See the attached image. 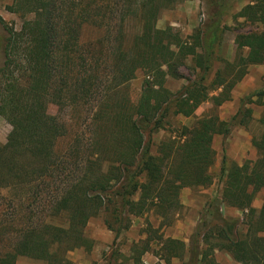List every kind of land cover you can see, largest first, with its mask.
<instances>
[{"label": "trees", "instance_id": "1", "mask_svg": "<svg viewBox=\"0 0 264 264\" xmlns=\"http://www.w3.org/2000/svg\"><path fill=\"white\" fill-rule=\"evenodd\" d=\"M10 1V12L30 18L15 32L0 17L6 33L0 45L4 82L0 116L11 126L5 144L0 145V187L21 188V198L30 210L24 217L13 213L21 221L14 231L5 220L7 215L2 219L0 264H16L18 257L62 264L60 248L63 254L90 250L92 242L84 230L88 220L114 200L106 198L108 194L115 196L124 214L142 217L153 211L163 222H170L181 208L183 188L211 184L214 136H228L240 115L236 124L244 126L252 111L239 110L230 122L221 121L215 113L195 119L190 127H179L176 136L161 142L154 155L150 135L163 127L171 108L174 115L192 118L206 102L214 110L230 101L231 91L247 75L248 67L264 64V0H254L236 16L261 31L236 34L235 58L221 60L222 68L213 73V49L226 30L222 18L237 0H207L208 19L187 39L171 27H156L163 11L185 0ZM88 29L96 31L95 38H84ZM187 59L197 79L171 93L165 81L182 79L178 70ZM139 70L146 78L138 102L131 104L123 94ZM47 95L60 104L74 103L76 108L90 105L92 121L101 127L95 128L101 137L94 139L92 147L83 148L77 140L66 155L53 153L64 128L42 112ZM263 96L260 89L243 102ZM258 124L262 133L250 142L258 155L254 162L226 165L223 157L220 204H206L208 218L200 219L191 237L187 264H214L210 258L214 249L226 251L240 264H264V235H260L264 234V204L257 220L252 217L254 197L264 189V111ZM89 152L98 165L102 160L109 164L107 176L94 178L90 167L96 165L94 161L78 162ZM95 153L100 157L94 158ZM86 174L93 179L87 180ZM221 205L247 212L243 238L236 232L239 223L223 218ZM60 214L67 228L44 225V216ZM200 241L209 247L200 249ZM66 244L68 248H62ZM184 247L179 240L167 238L158 244L157 252L164 264H170L183 257ZM149 249L146 245L138 253V264Z\"/></svg>", "mask_w": 264, "mask_h": 264}, {"label": "rangeland", "instance_id": "2", "mask_svg": "<svg viewBox=\"0 0 264 264\" xmlns=\"http://www.w3.org/2000/svg\"><path fill=\"white\" fill-rule=\"evenodd\" d=\"M244 1L246 0H237ZM233 2L225 15L224 21L229 25L222 35L220 41L214 46V54L212 59V73L217 69L222 68L221 60L233 61L235 58V49L232 45V40L236 34H246L249 32L258 33L261 31L258 25L244 23L243 21L237 20L235 14L229 13L232 6L237 3ZM202 6V10L197 14L198 25H202L208 19V4L207 0H199ZM10 0H0V17L5 22L6 27L18 32L21 28L23 21L28 20L30 16L22 18L15 13L8 10L11 6ZM176 7V6H175ZM174 7V8H175ZM171 10H166L165 13L171 12ZM227 14V15H226ZM184 25L181 24L173 29L177 32L183 39H187L191 34L183 33ZM0 27V45L5 43L6 33ZM97 35L96 31L88 29L85 32V37L87 40L95 38ZM2 50L0 49V66L2 64ZM11 68V66H10ZM180 74L183 76L182 79H172L167 78L165 81V87L171 93H177L184 86L187 85L188 80H196L197 73L193 71V65L190 59H187L184 64L179 67ZM18 71L15 70V77L18 76ZM264 74V64L262 66H256L251 69L250 73V86H259L255 90L249 92L248 95L253 94V92L263 88V76ZM211 77V76H210ZM146 78V73L144 71H137L135 78L128 84L127 93L125 95L131 104H136L141 94V87ZM260 78V82L259 79ZM4 82L0 73V89L3 88ZM248 95H245L248 96ZM245 97L238 98L236 101L227 104L222 108V110L212 109L211 103L202 104L196 111L192 118H184L180 115H174L173 109L168 112V115L164 117L162 128L153 132L150 135L151 139V154H155L157 147L161 142L166 141L170 136L174 137L177 135V129L181 126L190 127L195 119L202 118L203 116L215 113L219 116L226 117V121L231 120V118L239 111L246 109H253L256 111L264 110L261 104V100L257 97H252L250 101H244ZM262 102H264V96L262 97ZM64 104V105H63ZM60 104L59 101L46 96L43 100L42 112L55 117L57 121L63 126L64 134L55 141L53 147V153L57 157H62L66 155L67 149L74 145L77 140L83 145V148L88 146L92 147L94 139L101 137V132L97 129L95 130L98 123L92 121L93 113L90 105L84 107L76 108L74 103L68 102ZM243 114V111H242ZM241 119H237L234 124L232 123L230 133L228 136L223 137L221 135H216L212 141V148L215 152V161L211 166L209 173L212 181L207 187H194V188H183L180 191V203L181 208L177 210L174 215H172L170 222H163L159 216H157L153 211L145 213L142 217H135L131 214H124L119 206L118 200L115 199L113 194H108L106 198L114 199L112 202L107 204L103 209L92 216L85 227L84 236L92 242V247L90 250H84L83 248L73 249L63 254L60 248V253L58 254L59 259L63 260L62 264H138L137 257L138 253L146 245L149 246V250L140 256L141 264H164V261L159 257L158 244L167 238L179 240L184 244L183 257L181 259H173L170 264H187L189 261V248L191 246V237L195 233L197 224L200 222L201 218L207 219L204 216L206 211V204L214 201L220 204V195L223 186V178L221 175V162L223 157L226 158V165L238 164L242 165L246 161L254 162L258 155L256 151L251 146V139L253 137H258L261 133V127L258 125L256 120L252 118L245 122L244 126L236 124ZM110 126V124H109ZM99 128L100 125H98ZM11 130V126L8 122L0 116V145L5 144L7 136ZM146 136V140H147ZM78 143V146H79ZM77 146V145H76ZM100 157L98 153H95L94 158ZM94 161L92 153L89 152L87 155L81 156L78 162H83L84 160ZM95 162V161H94ZM96 163V162H95ZM94 178L100 177L102 174L106 175L108 171L109 164L101 161V165L90 166ZM81 167V175L84 173L82 170L85 169ZM87 180L93 179L86 174ZM114 190L116 185H114ZM21 188H2L0 187V224L2 219L8 220L11 225V230L13 231L19 228L20 217L13 213L17 211L20 216H26L29 208H26L25 201L22 200L23 194H20ZM24 203V204H23ZM23 204V205H22ZM264 204V189L260 190L254 197L252 207L256 210L255 214L252 216L254 220H257L260 209ZM222 216L227 221H236L237 224V234L239 238H243L247 234V221L249 217L246 216L247 212H242L235 208L227 207L221 205ZM44 218V225L56 228L68 227L65 217L61 214L58 217H48ZM110 228V229H109ZM261 236L264 234H260ZM12 236H16L12 234ZM249 236V235H248ZM204 245V246H203ZM69 245H62V248H68ZM208 248L209 244H202L200 241V249ZM63 258V259H62ZM211 260L214 264H240L233 260L231 255L223 250L214 249L211 253ZM58 259V260H59ZM59 260V261H61ZM16 264H46L40 260H33L28 257H18Z\"/></svg>", "mask_w": 264, "mask_h": 264}, {"label": "crops", "instance_id": "3", "mask_svg": "<svg viewBox=\"0 0 264 264\" xmlns=\"http://www.w3.org/2000/svg\"><path fill=\"white\" fill-rule=\"evenodd\" d=\"M254 0H246V2L244 1H237V3H235L234 6H232L233 9L230 10L229 13H234L235 14V17L237 16V14L248 4H251L253 3ZM202 10V6H201V3L199 2V0H185L184 2L176 5L175 8H173V10L169 13H165L164 15V11L161 13L158 21H157V24H156V27L157 29H160V30H164L166 27H171V28H174V27H178L179 25L183 24L184 27H183V33L185 32L186 34H191L193 31H195L199 25H198V22H197V14H199V12ZM227 15V14H226ZM225 17L222 18V26L227 29H229L228 27V23L225 22L224 19ZM237 20H240V21H243L242 18H237ZM225 30V31H226ZM224 31V32H225ZM223 32V33H224ZM234 38H235V35H234ZM234 38L232 40V45L234 46V49H236V46L234 44ZM235 51V50H234ZM244 53L246 54V51H244ZM234 59V58H233ZM226 61H229L227 59H225ZM229 62H232L229 61ZM258 66H262V65H258ZM255 68L256 66H249L248 67V73L247 75L239 82L235 85V87L233 88V90L231 91V99L230 101L228 102H225L223 103L221 106L217 107L219 110H222V108L224 106H226L227 104L229 103H232L234 101H236L238 98H241V97H245V95H248L250 91L252 90H255L256 88H258L259 86H250L249 85V81H250V73H251V69L252 68ZM261 76H263V81H264V74H262ZM169 79V78H168ZM259 82H260V78L258 79ZM260 99V98H259ZM261 102H262V98L260 99ZM238 101V100H237ZM207 103V102H206ZM209 103V102H208ZM264 103V102H263ZM262 104V103H261ZM259 105V106H262L264 108L263 105ZM212 107V106H211ZM216 108V109H217ZM252 111V109H251ZM264 111V110H263ZM262 110H260L259 112L254 110L253 109V112L251 113V118L253 120H256L257 123H258V120L263 112ZM219 119L221 121H226V117H223V116H219ZM259 125V124H258ZM260 126V125H259ZM261 127V126H260ZM262 127H261V133H262ZM260 133V135H261ZM259 135V136H260ZM216 136V135H215ZM258 136V137H259ZM258 137H253V138H258ZM252 140V139H251ZM252 146V145H251ZM253 147V146H252ZM255 150V148H253ZM256 151V150H255ZM257 153V152H256ZM238 165V164H237Z\"/></svg>", "mask_w": 264, "mask_h": 264}]
</instances>
